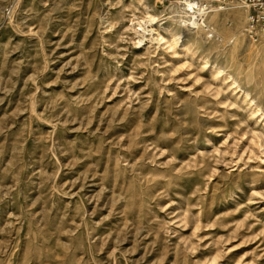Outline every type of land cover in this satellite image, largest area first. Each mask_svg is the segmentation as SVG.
Returning <instances> with one entry per match:
<instances>
[{
	"label": "rangeland",
	"instance_id": "374dc122",
	"mask_svg": "<svg viewBox=\"0 0 264 264\" xmlns=\"http://www.w3.org/2000/svg\"><path fill=\"white\" fill-rule=\"evenodd\" d=\"M174 5L0 0V264H264V41Z\"/></svg>",
	"mask_w": 264,
	"mask_h": 264
},
{
	"label": "bare ground",
	"instance_id": "6f19581e",
	"mask_svg": "<svg viewBox=\"0 0 264 264\" xmlns=\"http://www.w3.org/2000/svg\"><path fill=\"white\" fill-rule=\"evenodd\" d=\"M174 4L172 9L175 10V16L165 19H170L172 25L170 30L171 38L173 39L170 43L171 47L179 45L180 40L176 38V35H172V31L179 33L184 29H187L190 33L196 30V34H199V32L209 34L215 30V33L224 40H228V37L235 32H242L244 24H246L244 22L248 20L250 14L249 8L244 5L242 7L229 5L218 8L212 6L211 1L205 4L202 3V0H185ZM242 8L245 10L243 11ZM158 22V17L150 14H147L144 21L138 22L137 26H139V29L135 28L134 30L138 35L139 45L143 44L146 41V37L150 35L152 36V41L159 40V42H166L159 29L155 28ZM131 26L136 27L134 23ZM245 33H247V29ZM211 37L208 36V38ZM236 84L237 82L233 81L231 85L235 86ZM245 96L248 98L247 95ZM251 105L253 104L251 103ZM255 110L253 111V115L264 122V111L261 109Z\"/></svg>",
	"mask_w": 264,
	"mask_h": 264
},
{
	"label": "built area",
	"instance_id": "2783aa9c",
	"mask_svg": "<svg viewBox=\"0 0 264 264\" xmlns=\"http://www.w3.org/2000/svg\"><path fill=\"white\" fill-rule=\"evenodd\" d=\"M164 3L173 4L183 2L185 0H162ZM211 1V5L225 6L229 0H202V3L207 4ZM247 8H249V17L247 20V36L257 44L264 41V0H237Z\"/></svg>",
	"mask_w": 264,
	"mask_h": 264
}]
</instances>
